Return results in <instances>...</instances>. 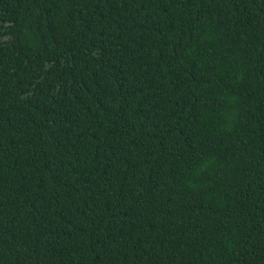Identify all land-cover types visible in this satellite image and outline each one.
Wrapping results in <instances>:
<instances>
[{
	"label": "trees",
	"instance_id": "16d2710c",
	"mask_svg": "<svg viewBox=\"0 0 264 264\" xmlns=\"http://www.w3.org/2000/svg\"><path fill=\"white\" fill-rule=\"evenodd\" d=\"M0 264H264V0H0Z\"/></svg>",
	"mask_w": 264,
	"mask_h": 264
}]
</instances>
